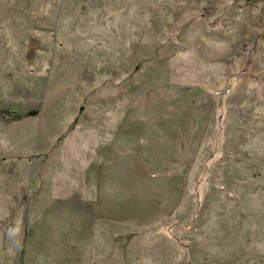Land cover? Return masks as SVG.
Listing matches in <instances>:
<instances>
[{
	"label": "rangeland",
	"instance_id": "obj_1",
	"mask_svg": "<svg viewBox=\"0 0 264 264\" xmlns=\"http://www.w3.org/2000/svg\"><path fill=\"white\" fill-rule=\"evenodd\" d=\"M0 264H264V0H0Z\"/></svg>",
	"mask_w": 264,
	"mask_h": 264
},
{
	"label": "built area",
	"instance_id": "obj_2",
	"mask_svg": "<svg viewBox=\"0 0 264 264\" xmlns=\"http://www.w3.org/2000/svg\"><path fill=\"white\" fill-rule=\"evenodd\" d=\"M227 92V91H226ZM217 94H219V93H217Z\"/></svg>",
	"mask_w": 264,
	"mask_h": 264
}]
</instances>
